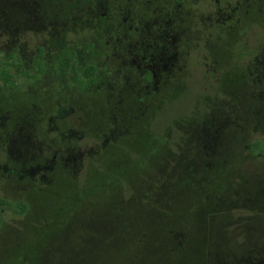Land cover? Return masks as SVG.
Here are the masks:
<instances>
[{"label":"rangeland","instance_id":"rangeland-1","mask_svg":"<svg viewBox=\"0 0 264 264\" xmlns=\"http://www.w3.org/2000/svg\"><path fill=\"white\" fill-rule=\"evenodd\" d=\"M133 6V0H0V51L17 49L31 66L38 45L45 47L49 57L62 44L73 42L79 44L81 58L92 56L110 70L103 74L97 88L103 93L104 105H95L85 98L75 107L58 110L43 106L42 95L35 99L22 95L20 98L28 103H15L0 81V197L29 207L26 213L12 209L3 212L0 264H11L15 252L30 238L54 241L48 259L40 264H78L84 259L76 257H85L89 252L71 249L61 256L60 245L68 238H78L80 228L89 229L97 214L91 201L80 208L67 209L68 216L67 211H59L56 202L61 195V177H70L80 185L94 169L102 150L123 132L110 109L116 114L124 109V100L141 88L145 80L142 76L149 70L153 81L151 85L146 82L143 89H156L177 61L178 35L167 28L163 30L158 23L146 24L134 16ZM87 42L93 45L88 52ZM217 64L227 66L228 61ZM245 66L247 97L258 104L249 108L255 117H248L243 124L240 136L244 141L235 145L230 156V160L240 159L241 170L236 169L230 179L227 206L231 233L229 238H219L217 246L222 250L210 254L218 260L214 264H264V155L253 156L249 147L252 138H264V54L253 65ZM189 70L196 74L202 68ZM225 84L204 83L194 75L188 83L192 90L185 91L177 104L167 105L153 123L155 128L163 129L177 117L181 124L175 122L169 128L175 137H182L187 128L188 145L190 135L199 130L200 143L204 140L212 155L204 163L206 175L218 166V152L229 148L233 139L230 121L240 110ZM21 85L26 87L28 83L23 79ZM197 109L201 120L197 128L195 124L186 125V114ZM199 156L185 153L183 159ZM68 186L65 183L63 189ZM103 225L102 220L95 221L100 238ZM56 228L57 235L53 234ZM173 239V249L178 250L186 238ZM94 263L89 259L82 264Z\"/></svg>","mask_w":264,"mask_h":264},{"label":"trees","instance_id":"trees-1","mask_svg":"<svg viewBox=\"0 0 264 264\" xmlns=\"http://www.w3.org/2000/svg\"><path fill=\"white\" fill-rule=\"evenodd\" d=\"M193 1L187 0L184 21H177L185 28L182 42L189 45L186 51L194 53L201 42L218 43L214 48L212 44L210 50L213 49V59L223 63L229 59L226 44L230 38V72L227 66H220L228 78L221 83H226L241 110L230 121L232 147L218 152L215 160L218 166L206 175L204 163L212 155L210 146L204 140L200 143L199 130L190 135L188 145L187 128L182 137H175L169 128L181 121L177 117L172 118L166 128L153 126L155 118L167 105L177 104L185 91L192 90L188 83L198 72L193 74L188 67L192 75L184 81L177 66L156 89L150 90L143 89L146 82L149 85L152 82L149 81L152 73L147 71L142 78L148 81L144 80L132 98L124 100V109L119 108L121 111L117 114L110 109L123 132L102 150L86 179L79 185L70 177H61L63 185L69 186L66 189L60 186L61 195L56 202L60 212L67 211L68 216L67 209L80 208L87 201L97 210L94 221L90 220L94 224L89 229L80 228L78 238H68L60 245L61 254L71 249L89 251L85 257L79 254L76 259L83 258L82 263L95 260L94 264H214L218 261L210 254L220 249L217 246L219 238L230 237V208L227 206L230 179L236 169L241 170L242 163L238 157L230 160V156L235 145L244 141L240 136L243 124L248 117H255L249 108L258 104L254 98L247 97L249 84L245 81L243 61L247 62L260 52L258 45L264 43V15L253 8L248 12L242 9L230 22L218 18L213 25L205 26L199 23ZM201 27L207 31H200ZM209 28L217 31L205 40L201 34L212 32ZM85 46L87 52L93 49L92 42ZM78 48V43L66 42L48 57L45 47L38 45L31 66L17 49L7 53L0 51V81L5 91H10L15 103H28L20 98L22 95L34 99L42 95L43 106L49 105L55 110L75 107L85 98L95 105H104L103 93L97 88L103 74L110 73L109 66L92 56L81 58ZM23 79L28 83L26 87L21 85ZM202 81L210 82L203 78ZM199 114L198 109L186 114L184 123L195 124L197 128L201 122ZM249 147L251 154L260 158L264 155V138H252ZM175 151L178 153L174 156ZM185 153L200 156L183 159ZM100 207H103L102 212ZM6 209L20 214L26 213L29 207L23 202L0 197V226ZM97 220L104 222L101 238L99 230L95 229ZM58 231L56 228L53 234L57 235ZM178 236L186 239L175 250L173 238ZM52 246L51 239L30 238L15 252L11 264H40L48 259L47 253Z\"/></svg>","mask_w":264,"mask_h":264},{"label":"flooded vegetation","instance_id":"flooded-vegetation-1","mask_svg":"<svg viewBox=\"0 0 264 264\" xmlns=\"http://www.w3.org/2000/svg\"><path fill=\"white\" fill-rule=\"evenodd\" d=\"M133 1V8L135 11L134 16L142 18L146 24L153 22H155L156 24L158 23L161 27H163V30L167 28V30L178 35V43L175 46L177 61L172 64V67L169 71L170 73L167 74V76L171 75L178 66L179 70L182 72V80L186 81L188 77L192 75H190V71L188 72L187 70L188 66L189 68L200 66L202 70L197 72L198 76H200L201 78L206 79L210 82L228 80V78H225L224 71L219 69L220 65L218 66L217 64L219 63V61L213 59L214 53L211 52L213 51V49L210 50L212 44H214L212 45V48H214L218 43H212L211 45H209L210 43L208 41L201 42L197 44L194 53H191L192 51L190 53L187 52V47H189V45H186V43L182 42L183 35L185 34V28L177 24V21H184V16L186 14L185 5L187 3V0ZM193 3H195V5L197 6L196 10L198 11H196V14L200 18L199 23L205 26L213 25L214 21H216L218 18L230 22V20L234 19L236 14L239 13L242 9L243 11L248 12L253 8L256 9L260 15H264V0H194ZM161 27L158 29L159 31H161ZM200 31L205 32L207 31V29H203V27H201ZM208 31L212 32L201 34L203 36V39L205 40H207L208 36H212L214 34L213 31L215 32L217 31V29L209 28ZM226 46L229 56V59H227L228 64H226L228 67L230 66V38ZM258 48L260 49V52L257 53L259 57L256 58V55L254 58L247 60V62L243 61V64H247V66L253 65L257 61V59L263 56L264 43H260V45H258ZM149 72L152 73V71L150 70ZM244 76L246 79V75ZM145 80L148 81L147 78H145ZM149 81H153V73Z\"/></svg>","mask_w":264,"mask_h":264}]
</instances>
